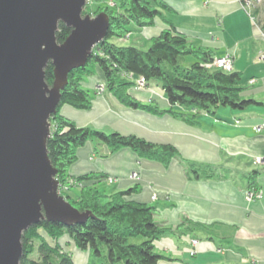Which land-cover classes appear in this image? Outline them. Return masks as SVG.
I'll return each mask as SVG.
<instances>
[{"label":"crops","instance_id":"0c3cea01","mask_svg":"<svg viewBox=\"0 0 264 264\" xmlns=\"http://www.w3.org/2000/svg\"><path fill=\"white\" fill-rule=\"evenodd\" d=\"M165 2L168 8L162 9L164 17L194 45L210 49L215 56H232L233 71L242 74V95L260 104L244 110L219 106L213 114L200 113L187 121L168 112L156 114L122 105L104 90L103 74L96 68L94 75L82 81L91 95L90 108L64 104L60 114L79 127L169 144L177 156L164 165L140 157L127 147L110 153L106 145L92 139L77 148L68 173L75 177L103 175L98 182L87 183H96L107 194L135 187L129 199L154 205L155 220L168 228L152 242L153 250L161 256L157 264H264V164L254 163L264 158V129H253L264 120V58H260L264 43L253 38L260 36L264 41V37L239 0ZM250 22L253 33L240 36L245 29L249 34ZM165 27L162 19L152 26L133 25L125 43L120 39L115 42L127 44L132 29L138 40L151 42ZM128 92L142 104L163 110L171 107L156 83L132 86ZM171 108L190 112L177 105ZM191 165L213 166L216 174L195 176L190 172ZM252 170L259 172L256 181L261 190L255 200L246 194V174ZM193 239L197 243L191 255ZM63 242L75 264H99L88 251L76 249L66 238Z\"/></svg>","mask_w":264,"mask_h":264},{"label":"trees","instance_id":"16d2710c","mask_svg":"<svg viewBox=\"0 0 264 264\" xmlns=\"http://www.w3.org/2000/svg\"><path fill=\"white\" fill-rule=\"evenodd\" d=\"M247 1L254 0H240V3L244 7ZM115 3L119 7L118 12L106 13L109 21L106 36L95 45L83 66L68 73L67 82L60 90L56 112L50 117L46 149L48 159L56 169L55 178L59 185L71 178L67 171L76 158L77 148L92 139L106 145L110 153L127 147L140 157L157 160L164 165L177 156L175 148L169 144H154L134 135L79 127L60 114L59 109L64 104L82 110L90 108L91 95L82 87V81L94 75L96 68L103 74L104 90L122 105L156 114L168 112L187 121L200 113L213 114L219 106L244 110L260 104L242 95L245 87L240 72L213 68L216 57L213 52L204 46L194 45L164 17L162 9L168 8L165 0H115ZM252 8L251 12H246L255 25L264 30L255 2ZM255 16H258L257 21ZM156 18L164 20L166 27L151 38L147 49L115 42L130 31L132 24L152 26ZM69 32L70 28L59 22L56 41L63 42ZM186 55L194 58L188 66L180 63V58ZM44 76L47 85L51 86L54 82L51 62L46 65ZM136 78H142L145 85L158 84L171 107L177 105L188 109L189 114L137 101L128 92L135 86ZM190 172L195 176H213L216 168L191 165ZM258 174L257 170L246 174L248 190L259 189ZM102 177L90 173L78 176V181L98 182ZM135 190L131 187L107 194L93 183L82 185L74 197L63 195L78 211H89L90 215L83 223L68 226L46 219L31 225L21 234L19 264H75L71 252L64 249L65 238L76 249L88 251L99 264H157L161 256L153 250L152 242L168 228L155 220L154 205L128 198Z\"/></svg>","mask_w":264,"mask_h":264},{"label":"water","instance_id":"95a60500","mask_svg":"<svg viewBox=\"0 0 264 264\" xmlns=\"http://www.w3.org/2000/svg\"><path fill=\"white\" fill-rule=\"evenodd\" d=\"M85 1L0 0V264H19L21 234L40 220L68 226L90 215L58 194L46 149L68 73L107 33L104 13L82 16ZM59 22L70 28L61 43ZM48 62L51 86L44 78Z\"/></svg>","mask_w":264,"mask_h":264},{"label":"rangeland","instance_id":"374dc122","mask_svg":"<svg viewBox=\"0 0 264 264\" xmlns=\"http://www.w3.org/2000/svg\"><path fill=\"white\" fill-rule=\"evenodd\" d=\"M256 6H257L258 10L261 13V15L259 17H261L260 18V19H262L261 24L263 25L264 24V0H260L258 3H256ZM118 9H119V7H118V5H116L115 0H86L85 4L83 6V9H82V16L89 15L90 17H93L96 14L101 13V12L104 13L107 16L106 13H108V14L111 13V12L117 13ZM252 9H253L252 7H250V8L247 7V10L248 11L250 10V12H251ZM97 11H99V12H97ZM250 19H251V17H250ZM156 20L160 21L161 18H156ZM255 20L256 21L258 20V16L257 17L255 16ZM133 25L134 24H132L130 26V28H133ZM252 29H253L252 23L250 22V32H249V34H247V29H245V30H243L240 33V36L241 35H245V36L246 35H251L253 33ZM255 30H257L256 27H255ZM134 31H135V29H132V36H131L130 40L127 42V44L135 45V46H137V47H139L140 49H143V50L147 49L148 46L150 45V42H148L146 40H142V39L138 40L136 38V32H134ZM260 31L264 32V30H261V29H260ZM129 33H130V31L127 32L123 37L118 38V39L122 40V43H125L127 41ZM254 37L255 38H253V41L257 40V42H263L264 43L263 39H261L260 36L258 37V36L255 35ZM249 40L246 41L245 44H248ZM193 61H194V58L192 56H190V55H186V56H183V57L180 58V63L182 65H184V66L190 65V63H192ZM152 83H155V82H152ZM135 86L144 87L145 84L143 86H141V85L139 86L138 81H135ZM98 89L100 91L103 90L102 87H99ZM49 123H50V119H49ZM68 169H69V167H68ZM67 173H68V171H67ZM68 175H69V173H68ZM87 182H90V181H86V182L78 181V176L77 177L71 176L70 180L65 181L61 185L58 184V188H57L58 194H60L62 196L65 195V194H69L70 196L74 197V196H76L78 194V191H79V189H80V187L82 185L88 184ZM107 187H110V186H107ZM108 189L109 188H106V192L109 191Z\"/></svg>","mask_w":264,"mask_h":264},{"label":"built area","instance_id":"2783aa9c","mask_svg":"<svg viewBox=\"0 0 264 264\" xmlns=\"http://www.w3.org/2000/svg\"><path fill=\"white\" fill-rule=\"evenodd\" d=\"M259 1L260 0H254L253 2L258 3ZM253 2L247 1L243 8L245 10H247V7L250 8L253 6ZM261 34L264 37V32H262ZM260 58H264V53H262L260 55ZM212 67L216 68V69H220L222 71H226V72L232 71L233 70V58L229 53H225L222 56H216L213 60ZM137 81L139 83V86L140 85L143 86L145 84V82L142 78H138ZM250 82H253V80H250ZM253 129L255 132H261L264 129V120L260 124L255 125ZM254 163L264 164V158H258L255 160ZM111 181H112V179L109 178L108 182H111ZM246 194H247V197L249 199L255 200V199L260 197L261 190L260 189H251V190H248L246 192ZM152 198H154V196H152ZM196 243H197V240H195V239L191 240V248H190V254L191 255H193L195 252L193 247L195 246Z\"/></svg>","mask_w":264,"mask_h":264}]
</instances>
